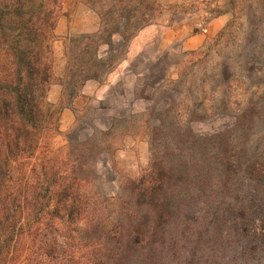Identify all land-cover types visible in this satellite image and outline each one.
<instances>
[{"label": "trees", "instance_id": "1", "mask_svg": "<svg viewBox=\"0 0 264 264\" xmlns=\"http://www.w3.org/2000/svg\"><path fill=\"white\" fill-rule=\"evenodd\" d=\"M62 4L0 0V264L8 263L17 237L41 244L25 264H73V245H91L99 264H264V95L235 106L226 95L218 100L213 115L232 114L231 128L201 136L185 125L194 145L166 149L167 158H155L131 190L122 184L112 215L102 213L86 228L82 162L73 168L79 184L45 170L42 199L49 204L39 205L30 179L49 115V40ZM230 5L239 17L217 36L245 19L241 69L252 78L253 63H261L262 75L264 0Z\"/></svg>", "mask_w": 264, "mask_h": 264}, {"label": "rangeland", "instance_id": "2", "mask_svg": "<svg viewBox=\"0 0 264 264\" xmlns=\"http://www.w3.org/2000/svg\"><path fill=\"white\" fill-rule=\"evenodd\" d=\"M233 2L238 5L241 0H63L49 40L54 72L49 115L36 157L37 172L30 179L40 206L49 204L47 197L42 199L45 170L79 184L73 168L82 162L79 207L86 212L80 226L86 228L100 221V214L112 215L122 184L131 190L129 185L150 171L155 158H167L166 149L186 142L194 145L185 125L201 136L231 128L232 114L213 115L218 100L226 95L235 106L250 95H264L261 63H253L251 72L258 75L252 78H245L241 69L245 19L217 36L239 17ZM213 18L225 24L207 33L199 48L187 50L183 40L165 53L161 50L166 30L188 23L193 33L207 31V20ZM134 48L142 55L134 59L131 74L114 78ZM17 240L11 243L14 250L7 264H25V257L40 251V243ZM72 250L73 264H99V252L91 245H73Z\"/></svg>", "mask_w": 264, "mask_h": 264}, {"label": "crops", "instance_id": "3", "mask_svg": "<svg viewBox=\"0 0 264 264\" xmlns=\"http://www.w3.org/2000/svg\"><path fill=\"white\" fill-rule=\"evenodd\" d=\"M214 20V21H213ZM213 21V23H211ZM221 21V22H220ZM225 24L223 23L222 18H213L207 20V25L209 28L204 29V31H196L193 33V27L191 24L185 23L179 25L177 27L170 28L166 30L163 35V43H161V47L163 52H167L169 47L173 46L178 41L186 40L185 45L187 50L197 49L204 44V41L207 37V33L211 34L212 31H220ZM136 48V46H135ZM131 50L130 54L128 55L127 59L124 61L123 65L119 68L117 74L114 78H128L131 74L130 69L134 59L142 53V50L136 52V50ZM142 55V54H141ZM141 78H144V72L140 75ZM64 127L67 128L68 122L63 121Z\"/></svg>", "mask_w": 264, "mask_h": 264}]
</instances>
